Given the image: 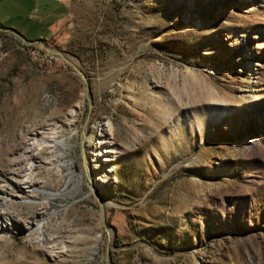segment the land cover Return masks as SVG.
<instances>
[{
  "label": "rangeland",
  "instance_id": "1",
  "mask_svg": "<svg viewBox=\"0 0 264 264\" xmlns=\"http://www.w3.org/2000/svg\"><path fill=\"white\" fill-rule=\"evenodd\" d=\"M218 3L71 0L41 45L0 31V264H264V120L215 112L264 111V0Z\"/></svg>",
  "mask_w": 264,
  "mask_h": 264
},
{
  "label": "crops",
  "instance_id": "2",
  "mask_svg": "<svg viewBox=\"0 0 264 264\" xmlns=\"http://www.w3.org/2000/svg\"><path fill=\"white\" fill-rule=\"evenodd\" d=\"M71 0H0V27L27 41H48L70 27Z\"/></svg>",
  "mask_w": 264,
  "mask_h": 264
},
{
  "label": "bare ground",
  "instance_id": "3",
  "mask_svg": "<svg viewBox=\"0 0 264 264\" xmlns=\"http://www.w3.org/2000/svg\"><path fill=\"white\" fill-rule=\"evenodd\" d=\"M215 1L219 2L218 4H223L227 0H204V3L205 5L206 4L212 5L213 2L215 3ZM245 1H248V0H245ZM226 37H227L226 41L230 49H226L225 54L230 56L231 62L236 63L235 67L244 66L245 65L244 60L247 59L248 57V52L245 49V45H247L248 43L247 37H244L241 42H238L237 39L234 38V36L231 33H227ZM233 40L236 41L235 44L232 43ZM258 77L259 76H256V78ZM253 78L254 76L252 75V78L250 77V79L252 80ZM251 80H249V85H247L246 87H250V88L252 87L250 86V84H252ZM238 99L245 100L246 107H242V110L240 111L237 110L235 113H231L228 110L224 111L223 108L226 107V105L224 107H221V105L215 106L216 107L215 112L218 114L217 116L218 123L229 121L231 122V124H233L236 127L237 130H239L238 132H249V127L253 119L259 118L260 121L264 120V111L261 110V106L257 102H255L253 99H250L248 97H242L241 95L239 96ZM245 108L250 110V113H248L245 110ZM31 142H32L30 145L31 148H34V147L38 148L41 144L36 139L32 140ZM239 142L244 148L247 147V143H250L252 146H254L253 139L250 136H246L240 139ZM99 144H100V151L103 150L105 153L112 152V150L110 152L111 148L109 146V142H107L105 139H103ZM63 155H65V151H63ZM1 187L2 186H0V205H4V204H7V202L5 201L6 200L5 197L1 196ZM18 188L20 189V193L22 194H31L35 192V188H33V184L29 182L28 180L22 183ZM41 194L45 197L52 196L51 194L45 193L43 191L41 192ZM27 224H28V227L30 228L34 226L36 223L29 222ZM12 228H14V222L9 217H7L5 214L0 212V229H2L1 233H4L5 231L10 230Z\"/></svg>",
  "mask_w": 264,
  "mask_h": 264
},
{
  "label": "water",
  "instance_id": "4",
  "mask_svg": "<svg viewBox=\"0 0 264 264\" xmlns=\"http://www.w3.org/2000/svg\"><path fill=\"white\" fill-rule=\"evenodd\" d=\"M0 31L13 34L14 36H16L25 45H31V44L41 45V43L39 41H32V42L31 41H27L25 38H23L22 36H20L19 34H17L16 32H14L12 30L2 28V29H0Z\"/></svg>",
  "mask_w": 264,
  "mask_h": 264
},
{
  "label": "trees",
  "instance_id": "5",
  "mask_svg": "<svg viewBox=\"0 0 264 264\" xmlns=\"http://www.w3.org/2000/svg\"><path fill=\"white\" fill-rule=\"evenodd\" d=\"M42 42H44V41H42Z\"/></svg>",
  "mask_w": 264,
  "mask_h": 264
}]
</instances>
